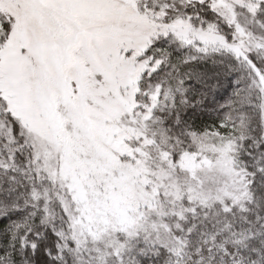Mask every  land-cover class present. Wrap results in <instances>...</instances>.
<instances>
[{
    "label": "snow or ice",
    "instance_id": "1",
    "mask_svg": "<svg viewBox=\"0 0 264 264\" xmlns=\"http://www.w3.org/2000/svg\"><path fill=\"white\" fill-rule=\"evenodd\" d=\"M0 264H264V0H0Z\"/></svg>",
    "mask_w": 264,
    "mask_h": 264
}]
</instances>
